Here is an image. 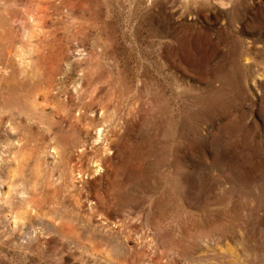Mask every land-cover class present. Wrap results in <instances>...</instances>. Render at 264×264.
Listing matches in <instances>:
<instances>
[{"label": "rangeland", "instance_id": "obj_1", "mask_svg": "<svg viewBox=\"0 0 264 264\" xmlns=\"http://www.w3.org/2000/svg\"><path fill=\"white\" fill-rule=\"evenodd\" d=\"M0 264H264V0H0Z\"/></svg>", "mask_w": 264, "mask_h": 264}, {"label": "bare ground", "instance_id": "obj_2", "mask_svg": "<svg viewBox=\"0 0 264 264\" xmlns=\"http://www.w3.org/2000/svg\"><path fill=\"white\" fill-rule=\"evenodd\" d=\"M105 1V0H104ZM186 1V0H185ZM193 3V2H192ZM99 24V23H98Z\"/></svg>", "mask_w": 264, "mask_h": 264}]
</instances>
